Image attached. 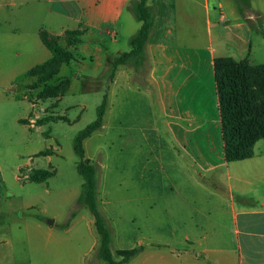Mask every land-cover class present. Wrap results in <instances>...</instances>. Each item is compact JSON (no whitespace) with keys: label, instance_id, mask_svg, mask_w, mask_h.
Returning <instances> with one entry per match:
<instances>
[{"label":"rangeland","instance_id":"rangeland-1","mask_svg":"<svg viewBox=\"0 0 264 264\" xmlns=\"http://www.w3.org/2000/svg\"><path fill=\"white\" fill-rule=\"evenodd\" d=\"M40 7L27 0H0V264H98L96 248L88 251L98 241L93 217L77 201L83 179L72 141L95 119L104 95L103 125L83 141V148L84 159L97 168L96 197L112 251L139 245V215L154 197L159 209L169 204L165 193L177 181L176 173L168 149L155 144L162 132L141 129L146 98L138 86L145 85L146 66L136 71L127 65L133 83L122 77L111 85V66L91 76L90 62L76 76L78 66L70 61L74 46L83 44L81 31L63 21L51 28L52 16ZM237 7L249 34L242 29L247 48L231 58L264 67V0ZM45 42L70 52L69 61L58 63ZM52 69L57 73L46 81L36 74L46 77ZM253 80L261 89L264 71ZM161 151L163 162L157 159ZM34 169L52 175L34 183ZM148 190L157 195L145 196ZM67 221L68 228L62 227ZM127 264H138V255Z\"/></svg>","mask_w":264,"mask_h":264},{"label":"crops","instance_id":"crops-1","mask_svg":"<svg viewBox=\"0 0 264 264\" xmlns=\"http://www.w3.org/2000/svg\"><path fill=\"white\" fill-rule=\"evenodd\" d=\"M134 2L27 0L52 16L51 28L63 21L81 31L83 44L74 46L70 61L78 66L76 76L87 62L89 75H102L114 58L130 51L141 25ZM237 3L147 0L153 24L143 63L110 69L109 83L116 85L122 77L133 83L127 65L136 71L146 66L145 85L138 86L146 98L141 129L162 132L155 144L168 149L177 179L165 193L168 205L159 209L154 197L139 215L138 264H264V138L256 141L250 158L226 161L215 81V58L247 48L241 31L249 34V29ZM163 157L161 151L158 161ZM148 191L145 196L157 195ZM98 245L99 237L88 251Z\"/></svg>","mask_w":264,"mask_h":264},{"label":"trees","instance_id":"trees-1","mask_svg":"<svg viewBox=\"0 0 264 264\" xmlns=\"http://www.w3.org/2000/svg\"><path fill=\"white\" fill-rule=\"evenodd\" d=\"M237 1L247 3V0ZM146 2L147 0H135L133 12L141 25L131 39L130 51L114 58L111 63L112 69L116 68L117 65L126 63H133L135 66L143 63L144 46L153 24V16ZM261 34L264 37V33L261 32ZM45 45L58 63L69 61L70 52L56 43L45 42ZM133 60L135 62H130ZM214 70L225 159L231 162L250 158L253 156V146L256 141L264 138V83L260 81V89L253 80L257 74L261 75L264 67L253 68L245 61L235 62L231 57L226 56L215 58ZM56 73L57 70L52 69L47 72L46 77H43L42 74H36L39 78L41 77V81H46ZM106 107L107 99L104 95L96 108L95 119L87 123L73 137L72 148L78 158L76 171L83 179L77 201L87 207L93 217V226L99 237V245L95 253L96 258L106 264H126L139 252L141 247L118 249L114 254L112 253L110 249L111 234L99 210L96 197L97 168L94 163L84 159L83 141L102 126ZM43 153L44 151H39L37 155ZM51 175L48 170L34 169L30 180L34 183H40ZM74 214L75 212H72L69 219ZM68 222L62 227H66Z\"/></svg>","mask_w":264,"mask_h":264}]
</instances>
